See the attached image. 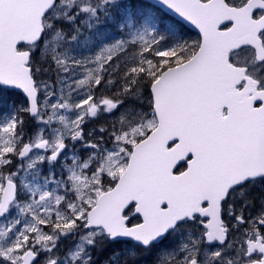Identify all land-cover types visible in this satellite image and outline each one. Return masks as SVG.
Returning a JSON list of instances; mask_svg holds the SVG:
<instances>
[{
    "label": "snow or ice",
    "instance_id": "snow-or-ice-1",
    "mask_svg": "<svg viewBox=\"0 0 264 264\" xmlns=\"http://www.w3.org/2000/svg\"><path fill=\"white\" fill-rule=\"evenodd\" d=\"M0 264H264V0H0Z\"/></svg>",
    "mask_w": 264,
    "mask_h": 264
},
{
    "label": "trees",
    "instance_id": "trees-1",
    "mask_svg": "<svg viewBox=\"0 0 264 264\" xmlns=\"http://www.w3.org/2000/svg\"><path fill=\"white\" fill-rule=\"evenodd\" d=\"M185 28H186V26H185ZM186 30H187V36H188L189 38H192V39L197 38V34H196L195 32H193V31L190 30L189 28H186ZM26 119H27V118H26ZM29 123H31V122L29 121Z\"/></svg>",
    "mask_w": 264,
    "mask_h": 264
},
{
    "label": "water",
    "instance_id": "water-1",
    "mask_svg": "<svg viewBox=\"0 0 264 264\" xmlns=\"http://www.w3.org/2000/svg\"><path fill=\"white\" fill-rule=\"evenodd\" d=\"M186 27H188L190 30H192L193 32H195L196 34L198 33V30L195 29L194 26L190 25V24H185Z\"/></svg>",
    "mask_w": 264,
    "mask_h": 264
},
{
    "label": "flooded vegetation",
    "instance_id": "flooded-vegetation-1",
    "mask_svg": "<svg viewBox=\"0 0 264 264\" xmlns=\"http://www.w3.org/2000/svg\"><path fill=\"white\" fill-rule=\"evenodd\" d=\"M186 28H188V27H186ZM11 102V101H10Z\"/></svg>",
    "mask_w": 264,
    "mask_h": 264
}]
</instances>
